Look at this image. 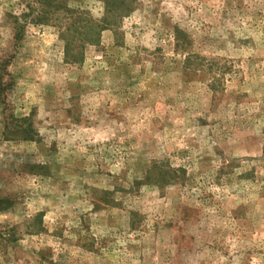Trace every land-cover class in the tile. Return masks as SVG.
Here are the masks:
<instances>
[{
	"label": "rangeland",
	"instance_id": "rangeland-1",
	"mask_svg": "<svg viewBox=\"0 0 264 264\" xmlns=\"http://www.w3.org/2000/svg\"><path fill=\"white\" fill-rule=\"evenodd\" d=\"M0 264H264V0H0Z\"/></svg>",
	"mask_w": 264,
	"mask_h": 264
}]
</instances>
